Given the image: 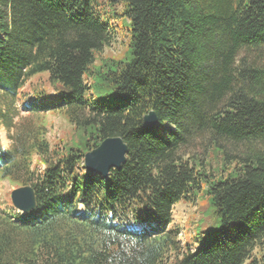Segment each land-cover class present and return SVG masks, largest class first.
I'll use <instances>...</instances> for the list:
<instances>
[{
  "label": "trees",
  "instance_id": "1",
  "mask_svg": "<svg viewBox=\"0 0 264 264\" xmlns=\"http://www.w3.org/2000/svg\"><path fill=\"white\" fill-rule=\"evenodd\" d=\"M17 103L74 136L4 148ZM115 137L121 170H87ZM0 180L37 201L0 209V264H264V0H0ZM202 193L220 227L192 249L174 212Z\"/></svg>",
  "mask_w": 264,
  "mask_h": 264
},
{
  "label": "rangeland",
  "instance_id": "2",
  "mask_svg": "<svg viewBox=\"0 0 264 264\" xmlns=\"http://www.w3.org/2000/svg\"><path fill=\"white\" fill-rule=\"evenodd\" d=\"M119 13L118 6H108L106 10L102 12V20L105 22H116L119 26H123L124 17L117 16ZM117 42H122L121 36L117 38ZM118 43L109 50L107 49L104 57L120 55L121 59H128L130 48H128V46L123 48V46H119ZM36 81L37 80H33V82ZM24 91L28 92L31 99H34L30 85L27 86ZM48 91L51 92V89H48ZM14 109L20 113L13 117L11 129L9 130L6 127L1 129V140L4 148L12 149L13 146H16V148L17 146L20 147L23 131L30 126L38 127L44 125L47 130V138L53 146L59 144L63 139L68 140L74 136L72 127L62 115L53 114L50 111L43 114L26 112L22 110L19 103L14 106ZM10 135L16 137L14 143L9 139ZM212 157L213 160L216 159L215 155H212ZM38 168L43 170L44 166L40 165ZM14 189L16 188L8 180H0V209L7 211L11 210V207H13L11 193ZM174 222L182 229V241L188 239L189 242H192V236L202 235V237H197V243L192 245V249L199 247L208 235L215 233L216 229L220 227V223L215 215V209L210 203L209 196L205 193L199 195L198 201L195 204H178L175 207Z\"/></svg>",
  "mask_w": 264,
  "mask_h": 264
},
{
  "label": "water",
  "instance_id": "3",
  "mask_svg": "<svg viewBox=\"0 0 264 264\" xmlns=\"http://www.w3.org/2000/svg\"><path fill=\"white\" fill-rule=\"evenodd\" d=\"M144 123L148 128H155L158 124L156 113L151 111L147 114ZM128 152V146L122 138H108L85 154L84 164L90 172L106 178L112 170H121L127 161ZM11 201L14 208L23 214L30 213L37 207L35 191L31 186L13 190Z\"/></svg>",
  "mask_w": 264,
  "mask_h": 264
}]
</instances>
